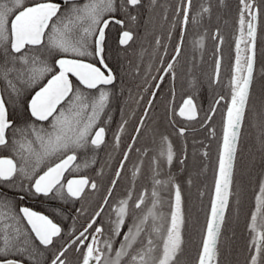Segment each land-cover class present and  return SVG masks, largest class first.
<instances>
[{
  "label": "snow or ice",
  "instance_id": "6c2138e0",
  "mask_svg": "<svg viewBox=\"0 0 264 264\" xmlns=\"http://www.w3.org/2000/svg\"><path fill=\"white\" fill-rule=\"evenodd\" d=\"M223 2L217 0V5ZM239 2L230 101L210 213L195 264H221L226 214L235 195L236 158L250 111L261 10L256 0ZM159 7H163L159 0H32L31 4L27 0H0V150L8 153L0 155V264H73L70 249L75 253V264H183L184 202L178 175L171 169L174 162L179 165L178 172L187 168L186 145L184 154H179L168 135L153 128L149 135L151 143L158 145L155 149L134 146L146 134L145 121L165 77L176 79L189 25L200 26L205 16H211V0H205L195 12L193 0H180L175 6L172 27L180 29V36L173 54L166 64L163 56L159 57L160 74L152 77L157 83L145 101L132 143L123 152L101 203L83 231L78 235L74 229L64 233L49 215L21 206V202L37 198L82 202L86 195L101 190L88 170L95 171L96 156L107 147L108 112L116 98L118 76L108 63L109 35L115 32L118 50H126ZM145 11L147 21L142 19ZM163 18L168 19L167 9ZM213 39L219 42V52L223 38L218 30ZM194 45L203 48V38ZM155 46V51L163 49V55H168L160 37H156ZM221 59L215 61L213 82L219 81ZM189 86L195 91L196 81H190ZM224 99L213 102L202 127L212 120L216 105ZM195 101V94L189 95L178 113L173 110V116L196 120L199 109ZM14 114L19 120L10 118ZM253 120L252 126L259 128L264 144V111L256 113ZM169 122L175 127L174 119ZM127 123L125 120L118 126L113 151L120 149ZM186 131V126L176 129L182 138ZM214 134L213 129L210 135ZM134 150L138 159L131 167V186L112 205L109 201ZM202 155L207 158L208 153ZM145 160L151 188L133 198ZM95 174L103 177V167ZM187 182L191 184V178ZM254 204L248 223V264H264V178ZM106 206L110 208L108 228L103 223L93 227L98 219L103 220ZM61 211L53 208L55 215ZM75 211L78 215L85 212L83 207Z\"/></svg>",
  "mask_w": 264,
  "mask_h": 264
},
{
  "label": "flooded vegetation",
  "instance_id": "af4514ba",
  "mask_svg": "<svg viewBox=\"0 0 264 264\" xmlns=\"http://www.w3.org/2000/svg\"><path fill=\"white\" fill-rule=\"evenodd\" d=\"M27 2L31 4L32 0H27ZM145 2H147V0H145ZM204 2L205 0H199L198 2L194 1L193 12L198 10L200 4ZM159 3L163 5V7H159L151 13L152 21L147 23L146 27L142 26L138 30L139 36L136 42L131 44L126 50H118L115 43V32H112L109 35L108 63L116 71L118 82L116 87V98L113 99L110 111L108 112V115L111 117V121L106 125L108 129L105 137L107 147L103 148V150L97 154L96 159L98 163L94 166L95 171H98L101 167H103L104 176L98 177L93 169L88 170V174L101 184V190L97 193L86 195V198L82 202H50L45 201L43 198L28 199L21 202V206H29L37 212L49 215L55 223L64 229V233H68L74 229L78 235L79 232L83 231V229L87 226L90 217L101 203L102 197L105 195L110 181L114 177L115 170L119 165V161L122 159L123 152L127 149V146L132 143L131 137L135 135V127L137 126L140 117L143 115L145 101L149 98L151 91L154 90L152 86L157 83V81L153 80L152 77L160 74L158 72L160 67L158 62L159 57L163 56V60L166 64L173 54V49L180 36V29L177 27L173 30L172 27L175 22L174 8L180 3V0H159ZM165 9H167L168 19L171 20V23H168L170 28H167L166 22L161 20L164 19L163 16ZM232 9H234V7ZM235 10L239 14L240 4L239 6H236ZM144 16L148 19L147 11H145ZM169 32H171L170 40L168 39ZM187 32L188 35L187 40L185 41L184 39L185 42L182 57L184 60L190 61L192 59L191 45H194V41L201 37L203 38V41L206 40V27L200 31H193L194 35H196L193 40L191 38L192 31L190 29V25ZM216 32L217 30L214 29L212 31V36ZM156 37H160L161 43L167 45L168 55H163V49L155 51ZM218 44L219 42L215 40L216 52ZM222 44L219 45V49ZM142 52L143 55H141ZM218 56H221L220 50L217 52L216 59ZM134 58H136L137 62L130 63L131 60H135ZM190 81V75H187V78L185 79L187 87H185V90L191 89L189 86ZM177 91L181 94L176 97V90L174 86L167 85L161 87L160 91L157 93V99L154 102V107L145 121V129L147 130L146 134L139 139L134 148H144L148 145L149 147L155 149L158 146L151 143L149 133L153 128H157L160 132L168 135L179 154H184V146L186 145V154L188 157L186 161L187 168L182 172H178L179 165L174 162L173 168L171 169L173 173L178 175V182L181 186L182 195L183 193L185 196H190L191 193L195 195L200 193V195L203 196L210 191V198H212L221 142V138L218 137V133L221 132L222 134L223 115L221 116L220 122L217 118L216 121L213 120L212 122L211 120L207 122L206 126L203 127L201 125L205 123V117H201L199 106V114L197 119L194 121H186L179 117V115L173 116V110L178 113L183 100L189 96L185 93L182 95V92H180L182 90L180 89H177ZM141 96L144 97V100L139 99ZM220 97L224 96L219 95L216 99ZM225 101L226 98L221 102L225 103ZM217 107L218 105H216V109ZM10 118L19 120V116L15 114L10 115ZM105 119H107V117H105ZM172 119H174L175 127H173V125L169 122ZM125 120H127L128 123L125 125L120 149L118 151H113V136L116 133L118 126ZM185 126L187 127L185 137H179L176 129ZM213 129L215 130V134L210 135V131ZM205 151L208 153L207 158L202 155ZM109 153H111V158H109ZM0 155H8V153L0 150ZM137 159L138 154L134 150L130 154L129 162L126 164V169L122 178L114 190L113 197L109 201L110 204L114 205L117 200L126 195L131 186V167ZM165 171H167V169H165ZM66 175L68 174L66 173ZM189 178L192 180L191 184L187 182ZM134 187L135 192L133 198H135V195L144 190L146 187L149 190L151 188L147 160H145L143 173L141 177L136 180ZM164 196L165 199L168 198L167 193H164ZM54 207L62 210L59 215L54 214ZM79 207L84 208V214L78 215L76 213L75 209ZM109 213L110 208L106 206L103 213V220L98 219L96 225L93 227L103 223L105 229H107ZM130 223L131 221H128V224ZM68 255L73 261H75V253L71 249L69 250Z\"/></svg>",
  "mask_w": 264,
  "mask_h": 264
},
{
  "label": "trees",
  "instance_id": "16d2710c",
  "mask_svg": "<svg viewBox=\"0 0 264 264\" xmlns=\"http://www.w3.org/2000/svg\"><path fill=\"white\" fill-rule=\"evenodd\" d=\"M194 1L198 2L199 0ZM256 2L260 7L261 15L256 41L255 78L249 101L250 111L242 129L240 148L236 158L233 185L235 195L226 214V224L221 242V264H248V246L250 241L248 223L255 206L254 201L259 184L261 179L264 178V144L259 139V128L252 126L254 115L264 111V0H256ZM211 3L213 5L211 16H206L200 26H192L190 24L192 40L196 37L193 31H200L206 27V40L203 41L204 47L200 48L191 45L192 59L189 61L181 57L180 64L177 65L175 81H172L170 77H166L161 87L174 86L176 97L181 94L177 89L182 90L180 91L182 95L184 93L187 95L195 94V102L200 107L201 117H205V114L209 112L217 96H224L226 98L225 103L220 102L215 115L212 117V122L213 120L216 121L217 118L220 122L222 115V120L224 118L225 108L230 100L231 89L229 84L236 55L234 38L238 35L237 21L239 14L235 8L237 5L239 6L240 2L239 0H224L222 5H217V0H211ZM233 7L234 9H232ZM145 17L143 19L147 21ZM161 20L166 22V27L168 28V23H171V20ZM214 29L218 30L223 38V44L220 48L222 59L218 82H213L217 55L215 40L212 36ZM187 35L188 32H186L185 41L187 40ZM134 59L130 63H136L137 60L136 58ZM187 75H190L191 81H196L197 88L195 91L192 88L185 90V87H187V83H185ZM221 135V132H219L218 137L221 138ZM182 196L186 220L183 264H195L203 237V230L209 215L210 191L203 196L200 193L197 195L191 193L190 196H185L183 193ZM118 243L119 240L116 241V246H118ZM73 264H75V261H73Z\"/></svg>",
  "mask_w": 264,
  "mask_h": 264
},
{
  "label": "water",
  "instance_id": "95a60500",
  "mask_svg": "<svg viewBox=\"0 0 264 264\" xmlns=\"http://www.w3.org/2000/svg\"><path fill=\"white\" fill-rule=\"evenodd\" d=\"M218 57H220V56H218ZM214 72H215V69H214ZM188 98V97H187ZM186 99V98H185ZM184 99V100H185ZM219 99V98H218ZM183 100V101H184ZM217 100V99H216ZM181 107V106H180ZM179 111V110H178ZM225 117H226V112H225V116H224V122H223V127H224V123H225ZM222 135H223V130H222ZM221 142H222V139H221ZM220 147H221V144H220ZM220 151V150H219ZM212 196H213V194H212ZM212 199V198H211ZM209 213H210V209H209ZM209 216V215H208Z\"/></svg>",
  "mask_w": 264,
  "mask_h": 264
},
{
  "label": "rangeland",
  "instance_id": "374dc122",
  "mask_svg": "<svg viewBox=\"0 0 264 264\" xmlns=\"http://www.w3.org/2000/svg\"><path fill=\"white\" fill-rule=\"evenodd\" d=\"M165 211H167V207H165Z\"/></svg>",
  "mask_w": 264,
  "mask_h": 264
}]
</instances>
